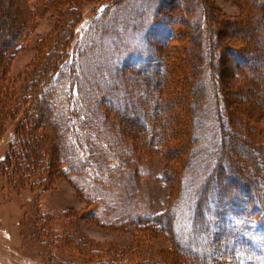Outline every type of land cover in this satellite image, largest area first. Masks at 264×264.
Masks as SVG:
<instances>
[{
	"label": "trees",
	"instance_id": "trees-1",
	"mask_svg": "<svg viewBox=\"0 0 264 264\" xmlns=\"http://www.w3.org/2000/svg\"><path fill=\"white\" fill-rule=\"evenodd\" d=\"M14 1L16 4L13 5L12 17L16 36L2 49L0 68L7 52L14 49L25 34L32 30L34 20L43 8L42 0ZM109 1L103 0L96 6L94 15L90 18L91 22L87 23L89 26L84 29V35H76L79 45L74 41L71 44L68 42L75 31L77 32L76 19L66 22V28L53 38L40 39L41 49L38 55L41 56L31 80L27 83V92L21 98V101L26 100L28 115L22 117L15 127L18 142L9 145L1 171L8 176L12 184L20 188L26 185L31 186V189L46 190L50 183L49 176L60 175L71 180L78 173L90 174L95 181H100L101 176L98 174H102V168L107 169L105 165L110 149L117 146L118 151L124 144L136 139L138 148L152 150L154 147L157 151L162 149V153L174 159L181 167L179 169V166H176L163 173V177L166 178L169 174L173 182L178 181L177 196H173L164 211L137 221L138 229L149 227L154 232L163 231L171 237L176 248L168 252L172 258L153 250L145 242L135 243L128 249L114 247L102 251L94 244L68 237L64 240L65 248L74 253L80 252L97 258L96 264H184L181 258L183 253L198 264H264V170L262 176H258L260 180L252 179L236 165H232L234 158L231 157L230 165L224 159V156L228 155L227 144H230L231 134H234V131H231L229 136L226 132H230L226 128L231 125L238 127L236 134L248 138V149L253 148V140L259 142L260 139L259 145L264 147V129L255 123L264 118L263 107L251 97L252 93L261 94L258 89L262 84L264 86V80L254 79L257 66L264 63V0H240L246 8L242 20L239 21L244 25L241 28L234 27L229 32L243 43L240 48L229 45L226 49L233 62L231 67L235 71L236 79L242 82V87L237 91L238 97H243V104L248 101L240 113L229 100H226V106L219 99L224 88L221 77L216 72L214 58L216 48L221 45L218 44V34L212 33L211 37L208 36L209 27L215 25L217 28L222 25V21L214 16L206 0L198 1L197 4L187 0L158 1L151 12V20L165 21L161 22L164 23L163 28L160 23L154 22L156 24L153 25V30H157L162 39L160 41L168 48V56L153 51L146 57H129L122 62L117 57V66L113 69L116 75L108 85L95 87L96 83L93 85L88 80L83 81L78 72L84 70L80 62L92 48V45H87L89 37L93 34L103 36L105 33L103 26L94 23L110 15L111 7L116 10L124 4L123 0H112L114 3ZM171 3L181 9L182 20L171 13ZM77 7L73 6L71 9L77 10ZM165 8L168 13H164ZM140 22H143V17ZM174 26H178L176 31H173ZM64 31L67 33H63ZM82 37H86L87 41L80 46L79 38ZM109 59H112V56ZM87 61L93 62L92 58ZM156 86H161L162 90L167 92L166 96L164 92L161 100L163 99L162 104L170 111L162 120L166 123V131L161 133L163 139L158 138L159 148L155 147V143H151L154 138L148 140L144 137L145 132L150 130L146 128L149 127L146 120L134 115L128 118L129 121L135 120L137 124H141L136 130L132 128L138 135L133 134L123 129L126 128L125 121L121 120L120 113L114 109L119 105L122 111L128 104L139 106L142 102L139 92ZM120 93L127 94V105L115 101ZM9 96H12L10 107ZM13 96L5 85L0 84V131L3 128L4 112L7 109H18L20 99L15 100ZM103 100L105 107L100 105ZM188 100L193 104L189 110L182 106L181 109L173 110L169 105L171 101L182 105ZM216 100L219 101L218 104H215ZM208 101H213L214 105L211 108L206 105L204 109L207 115L200 121L202 109ZM145 103L150 106V103L155 105L156 101L154 98L147 101L145 99ZM156 104L161 103L158 101ZM91 106L94 107L93 111L88 110ZM244 112L255 119L254 124L247 123L248 118L242 120L245 117ZM11 114L9 110L8 115ZM189 114L193 126L187 128L186 125L185 128ZM152 117L153 120L155 116ZM174 117H182V120L177 122ZM205 123L209 126L206 127L209 128L207 132ZM121 125L124 127L116 137L114 128ZM178 125L184 127L182 133L177 131ZM179 133H184V136L179 138ZM207 139L208 145L214 150L207 154L208 161L203 165V171L193 172L198 159V147ZM223 143L226 144L225 151ZM230 166L232 168H229ZM186 179L194 184L193 193H196L190 203L193 206L190 228L193 233L199 228L204 231L207 237L205 254L184 248L175 231L174 209L181 198V186L188 181ZM57 216L59 213L49 218L39 216L44 226L52 225L50 227L54 236L61 234L57 227ZM194 226H198V229ZM180 250L183 252H180L181 255L177 253ZM215 258H220L221 261Z\"/></svg>",
	"mask_w": 264,
	"mask_h": 264
},
{
	"label": "rangeland",
	"instance_id": "rangeland-1",
	"mask_svg": "<svg viewBox=\"0 0 264 264\" xmlns=\"http://www.w3.org/2000/svg\"><path fill=\"white\" fill-rule=\"evenodd\" d=\"M102 1L42 0L43 8L35 18L32 30L25 34L14 49L7 52V56L4 58L5 61L1 64L0 84L5 85L9 94H13L15 100L20 99V102L18 101L17 111L9 109L12 113L11 115H8V109L4 112L3 128L0 131V264H96L97 258L88 257V255L80 252L74 253L65 248L64 240L68 237L89 242L91 245L94 244V246L101 248L102 251L114 247L128 249L139 242H145L153 250L163 253L165 256H171V258L172 255H169L168 252L173 249L176 250L171 237L163 231L154 232L149 227L147 229L137 228L139 219L151 217L164 211L173 196L176 197L178 194V181L173 182L169 174L166 178L163 177V173L176 166H179V169L181 167L174 159L162 153V149L157 151L152 147V150H142L138 148L136 139L130 140L128 144H124V147L118 151L117 146H114L115 149H110L111 152L109 154L111 157L110 155L109 157L107 156L108 161L105 165L107 169L104 170L102 168V174H98L101 176L100 181H95L92 175H85V173H78L71 180L65 176L57 175L52 177L48 175L50 183L46 190L31 189V186L26 185L20 188L12 184L8 176L1 171L3 158L9 145L13 142H18L15 127L22 117L28 115L26 114V100L23 99L21 101V98L27 92V83L31 80L41 56L38 55V51L41 49L40 39L43 37L53 38L63 28H66L70 19H74V21L76 19V25L75 23L74 25L77 27V32L75 31L71 38L68 39V42L70 44L73 41L78 43L76 35L78 37L84 35V29L89 26L87 23L94 15L96 6ZM158 1L123 0L122 3L124 4L122 6H117L116 10L111 7L110 15L94 23L103 26L105 33L103 36L93 34L92 37H89L90 41L87 42V45H92V48L80 62L84 70L78 72L83 81L88 80L93 85L96 83L95 87L108 85L116 75L113 69L117 66L118 58L122 62L129 57L132 59L146 57L148 54L151 55L153 51L160 55L168 56V48L160 41L162 39H160L157 30H153V25L156 23H160L161 28H163L164 23L161 22L165 21L162 19L151 20V12L157 6ZM187 1H192L196 4L198 1L204 2V0ZM109 2H112V0ZM206 2L214 16L222 21V25H218L217 28H215V25L209 27L208 36L211 37L212 33L218 34V44L221 45V47L216 48L217 53L214 58L217 65L216 72L221 77L224 88L223 91L221 90L219 99L226 106V100H229L228 102L232 103L238 113H240L243 111L242 109H245V104L248 101L246 100V103L243 104V97H238L237 91L239 90L238 88L242 87V82L236 79L235 71L231 67L233 62L230 60L226 49L229 48V45L240 48L243 44L229 32L234 27H243V22L239 23V21L242 20L241 18L246 8L240 0H206ZM15 4L14 0H0V59L2 49L9 45L12 38L16 36L12 17L13 5ZM172 5L170 6L171 13L182 20L181 9L179 7L176 8L174 4ZM73 6H78V9H71ZM164 13H168L167 8H165ZM142 17L143 22H140ZM177 28L178 26H174L173 31H176ZM63 33L66 34L67 32L64 31ZM207 33L208 30L206 31ZM86 41V37L79 38L80 46L82 43L86 44ZM111 56L112 59H109ZM91 58L93 62L90 63L87 60ZM106 59L108 60L106 61ZM254 79L264 80V63L257 66ZM163 82L160 84L162 85ZM258 90L261 91V94L252 93L251 97H253L252 99L255 100V103L257 102L263 107L264 111L263 84ZM164 92L165 90L163 91L161 86H156L155 88L147 87L145 92H139L140 99H142L139 106L129 105L126 98L127 94H117L116 102L125 103L124 105L128 104L123 111L120 105L114 108L117 113H120L121 120L125 121L124 125H126L127 129L123 128V125L119 127L120 130L119 128H114V135L118 137L119 132L122 131L121 128L138 135L132 128H140L141 124H137L135 120V122L129 121L130 119L128 118L133 115L142 117L148 122L149 127L146 128L150 129L145 132L144 137L148 140L154 138L151 143H155V147L159 148L160 144L158 142L160 140L158 138L163 139L161 133L166 131V123H163L162 120L170 112L167 106L162 104L163 99L161 100V97H163ZM166 94L167 92H165V96ZM134 96L133 94V99L135 98ZM9 98L11 100L8 102L10 107L12 105V96H9ZM153 98L156 103L160 101L161 104L155 103L153 105L150 103V106H147L148 103H145V99L147 101V99L151 100ZM218 102L216 100L215 104H218ZM100 105L105 107V101H101ZM169 105L173 110H176V108L181 109V106L187 110L193 107L190 100L182 105L179 102L171 101ZM206 105L211 108L214 102L208 101L204 105L200 121H203L207 115V111L205 113L204 109ZM88 110L93 111L94 107L91 106V109ZM152 115L155 116L153 120ZM173 119L178 122L182 120V117H174ZM242 120L248 121L247 123L249 124H254L255 121V119L247 115ZM255 123L259 128L264 129V118ZM184 125L185 128L186 125L188 126L187 128H192L193 124L191 123L190 114L189 121ZM235 126L231 125L230 128H226L230 130V132L226 130L229 136L231 131H234V134H231L232 138H230V144H227V150L225 149L226 144L223 143L222 145L223 148L225 147L224 151L226 150L228 154L224 156V159L229 164L231 157L232 159L234 158L231 161L233 166L236 165L238 169L243 170L250 178H258L260 180L261 178L258 176H262L264 170V147L259 145L261 139L259 142L253 140L251 146L253 148L249 147L248 149V138H243L241 134H236L238 127ZM176 127L177 131L183 132L181 130L184 127L181 125ZM204 127L207 132L209 128L206 127L209 126H206L205 123ZM183 134L179 133L178 137L184 136ZM185 134L188 137V134ZM174 135L176 136V134ZM200 144L202 146H199L198 153L196 152L198 159L193 171L196 173L203 171L202 167L208 161L207 154L214 150L208 145V139ZM102 146L105 149L104 143ZM203 147L206 148L203 149ZM229 168L232 167L230 166ZM181 188L183 189L181 198L174 209L176 217L175 231L184 248L205 254L207 237L204 235V231L201 228L198 229V226H194L198 231L193 233L190 228L191 215L193 213V206L190 203L196 196V193H193L194 184H191L188 180L185 181ZM58 213L61 216H57V227L61 234L54 236L52 235L54 234L53 229L50 227L52 225L44 226L39 216H47L49 218ZM180 252L182 251H177L181 255L183 252ZM181 258H183L184 264H198V262H193L184 253ZM215 260L221 261L220 258H215Z\"/></svg>",
	"mask_w": 264,
	"mask_h": 264
}]
</instances>
